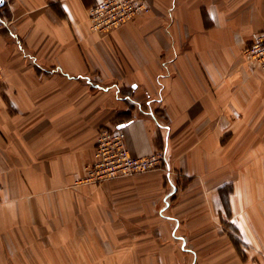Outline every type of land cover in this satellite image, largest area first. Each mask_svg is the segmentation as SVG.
I'll use <instances>...</instances> for the list:
<instances>
[{
	"label": "crops",
	"instance_id": "0c3cea01",
	"mask_svg": "<svg viewBox=\"0 0 264 264\" xmlns=\"http://www.w3.org/2000/svg\"><path fill=\"white\" fill-rule=\"evenodd\" d=\"M101 1H0V264H264V71L243 53L264 0H144L99 34ZM101 128L168 171L84 182ZM171 165L188 187L162 214Z\"/></svg>",
	"mask_w": 264,
	"mask_h": 264
},
{
	"label": "built area",
	"instance_id": "2783aa9c",
	"mask_svg": "<svg viewBox=\"0 0 264 264\" xmlns=\"http://www.w3.org/2000/svg\"><path fill=\"white\" fill-rule=\"evenodd\" d=\"M146 10L144 0H102L89 10L90 28L95 33L109 34ZM5 26L6 22L0 17V30ZM245 55L264 71V29L246 48ZM165 160L164 152L134 158L127 150L122 129L101 128L96 139L94 161L85 168L86 176L83 181L95 185L102 184L138 172H146ZM171 186L173 187L172 184ZM165 204L162 214L168 206L167 202Z\"/></svg>",
	"mask_w": 264,
	"mask_h": 264
},
{
	"label": "rangeland",
	"instance_id": "374dc122",
	"mask_svg": "<svg viewBox=\"0 0 264 264\" xmlns=\"http://www.w3.org/2000/svg\"><path fill=\"white\" fill-rule=\"evenodd\" d=\"M258 34H259V32L256 34L255 38L249 44L246 45V47L243 50L244 54H245L246 48L257 38ZM162 152L163 151L161 150L160 153H162ZM165 162H163V161L158 162V164L153 169L148 170L146 172H138V173L133 174L131 176L124 177V178H119V179H116V180L126 179V178H133V177H135L137 175H141V174L143 175V174H147V173L158 172L159 170H160V172H163V174H164L165 172H167V166H168V165L166 166ZM170 168H171V171H170L171 172V174H170L171 177H170V179L174 183L173 187L171 186V183L170 184L168 183V178L164 180V186H163L164 197H162L161 201L158 203V206H157L159 210H163V208L166 207L165 202H167V204L169 205V208L166 211H164V213L166 212V213H169V214H171V212H170L171 211V207L177 204L179 195L185 190V187L186 188L188 187V185H187L188 181L185 180L184 176L182 174H180L179 171H177L175 166L171 165ZM113 181H115V180L106 181V182H113ZM106 182H104V183H106ZM168 195H170V196H169V198L166 199V197ZM179 233L184 235L182 227L179 230Z\"/></svg>",
	"mask_w": 264,
	"mask_h": 264
},
{
	"label": "water",
	"instance_id": "95a60500",
	"mask_svg": "<svg viewBox=\"0 0 264 264\" xmlns=\"http://www.w3.org/2000/svg\"><path fill=\"white\" fill-rule=\"evenodd\" d=\"M123 126H121V128H122Z\"/></svg>",
	"mask_w": 264,
	"mask_h": 264
}]
</instances>
